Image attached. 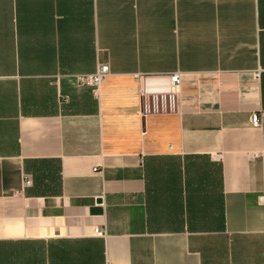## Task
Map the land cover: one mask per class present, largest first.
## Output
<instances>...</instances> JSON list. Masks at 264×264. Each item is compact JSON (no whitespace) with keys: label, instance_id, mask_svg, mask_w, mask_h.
Here are the masks:
<instances>
[{"label":"crops","instance_id":"obj_1","mask_svg":"<svg viewBox=\"0 0 264 264\" xmlns=\"http://www.w3.org/2000/svg\"><path fill=\"white\" fill-rule=\"evenodd\" d=\"M256 111L264 0H0V264H264Z\"/></svg>","mask_w":264,"mask_h":264},{"label":"built area","instance_id":"obj_2","mask_svg":"<svg viewBox=\"0 0 264 264\" xmlns=\"http://www.w3.org/2000/svg\"><path fill=\"white\" fill-rule=\"evenodd\" d=\"M111 74L109 65L99 62L95 72L93 73H81L75 75V79L78 85L91 86L96 93L100 91V86L107 76ZM259 76V73H256ZM168 82L167 88L154 89L148 87L145 82L142 83L141 99L139 113L145 117L147 115H161L177 113L179 110L178 98L182 91V73L179 70L176 72H170L167 74ZM264 122V111L254 112L251 114V126L254 128L261 127ZM27 184L31 183V180L26 181ZM94 232L98 236H106V227H96Z\"/></svg>","mask_w":264,"mask_h":264}]
</instances>
